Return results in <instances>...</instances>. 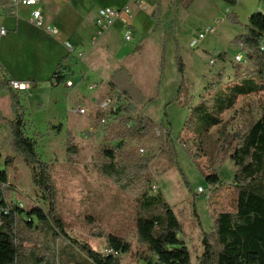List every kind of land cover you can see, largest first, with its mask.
I'll use <instances>...</instances> for the list:
<instances>
[{
	"label": "rangeland",
	"instance_id": "obj_1",
	"mask_svg": "<svg viewBox=\"0 0 264 264\" xmlns=\"http://www.w3.org/2000/svg\"><path fill=\"white\" fill-rule=\"evenodd\" d=\"M157 1L165 19L160 20L158 26L147 16V10L140 12L142 14L139 15L144 17L140 36L143 35L144 41L124 66L144 81V87L140 89L149 102L145 104L143 113L167 132L175 155L174 161L182 175L160 156L161 146L156 140L161 135L159 130L152 132L153 138L125 139L122 151L133 153L139 158L151 156L148 172L154 177V187L176 213L182 224L181 237L191 253V264H197L196 258L202 250L201 231L209 232L216 214L234 208V167L228 157L218 150L220 127L200 137L208 154L205 157L196 151L199 139L195 140L186 122L191 109L201 99L210 101L211 97L225 91L236 75H244L248 64L241 63L236 68L237 65L235 67L232 63L234 56L240 52L234 47L233 40L244 32L250 15L258 12L264 14V0H239L235 3L232 0H194L193 4L187 6L182 0ZM232 18H235V23ZM217 20H222L220 25L216 24ZM205 26L214 27V33L198 42L195 48H190L189 42ZM38 50L36 46L29 45L26 53L36 57ZM176 52L185 66L183 76L177 72ZM219 54L225 55L226 63L218 60ZM79 59H72L71 64L67 62L68 75L73 81L79 80L78 87L89 81L87 73L94 72L92 66L86 64L87 58L82 61ZM220 71H223L221 79L218 76ZM37 76L42 78L40 73ZM76 93L75 103L85 107L86 115L69 114L68 96L59 89L52 90L47 82L40 81L37 88L26 92L23 98L27 117L32 122H27L26 134L35 139L40 160L50 165L51 182L56 193L54 214L60 219L68 237L78 243H85L98 253H106L105 235L120 236L131 245L130 251L120 256V264H147L152 255L144 245L138 243L135 234L138 192L121 190L99 171L98 166L103 161L101 148L104 145L101 128L92 135L86 134L92 131L93 117L91 115L88 118L87 115L92 111L91 101L94 98L80 90ZM107 96L95 99L100 101ZM53 100L57 102L56 106L51 105ZM263 101L261 95L240 99L233 110L222 116L226 132L233 133L244 127L249 117L257 118L258 108ZM41 103L42 108L39 106ZM8 111L10 114V109ZM56 119H63L64 125L75 134L79 152L71 160L65 154L67 130L62 125L46 123ZM0 126V171H5L9 177V192L5 200L22 201L25 209L40 207L47 211V201L32 185L28 167L17 162L6 164V159L12 153L3 142L6 128ZM58 127H61L60 131ZM140 150H143V154ZM187 150L191 154L198 153L199 160L192 161ZM212 170H217L221 178L222 184L219 186L210 187L205 181L203 172ZM199 188L203 189L202 193L198 191ZM67 250L68 245L59 241L57 252L60 264H64L63 257ZM72 255L74 262L87 264L75 251Z\"/></svg>",
	"mask_w": 264,
	"mask_h": 264
},
{
	"label": "trees",
	"instance_id": "obj_2",
	"mask_svg": "<svg viewBox=\"0 0 264 264\" xmlns=\"http://www.w3.org/2000/svg\"><path fill=\"white\" fill-rule=\"evenodd\" d=\"M191 1L185 0L184 5H189ZM231 2L235 3L236 0ZM151 18L156 25H160L159 8L151 13ZM232 22H236L235 18H232ZM263 43L264 14L258 12L248 17L244 32L233 40L234 47L244 55L248 64L244 75H236L234 82L226 86L225 91L211 97L210 101L201 99L191 109L186 122L195 140L199 139L196 151L205 157L208 154L200 137L220 127L218 150L228 157L234 167V208L216 214L209 232L201 231L202 250L196 258L197 264H264V101L258 108L259 116L249 117L247 124L233 133L226 132L222 121L223 114L233 110L240 99L261 95L264 100V51L260 49ZM218 60L227 62L224 54H219ZM175 62L178 74L183 76L185 66L178 52L175 53ZM161 63L162 60L160 69ZM232 63L235 67L237 65L236 68L241 64L234 59ZM60 67L58 65L56 69L58 72ZM218 76L221 79L223 71ZM53 78L61 82L57 72ZM107 88L116 97L117 110L111 114L97 111L93 117L92 131L86 132L92 135L101 128L103 161L98 169L121 190L138 192L135 234L138 243L144 245L152 255L147 264H191V253L181 237V222L163 195L157 190L153 191L155 180L148 172L151 156L139 158L122 151L125 139L153 138L152 132L159 130L161 135L156 140L160 142V156L182 175L174 161L167 132L142 113L149 99L134 84L126 68L119 67L113 72ZM1 91L9 95L13 115L9 120L0 114V125L6 128L3 142L12 153L6 159V164L17 162L28 167L32 185L41 192L48 208L47 211L40 207L25 209L11 204L10 200L6 201L9 192L7 174L0 171V264H60L57 246L61 240L68 245L63 257L64 264H79L74 262L73 251L83 257L87 264H120V256L131 249L125 238L106 234V253H98L89 245L68 237L60 219L54 214L56 193L51 182L50 165L40 160L35 139L26 134L27 114L22 96L10 88L7 80H0ZM102 117L108 119L104 126L99 125ZM60 130L61 127H58ZM65 152L68 160L79 152L75 138L68 130ZM198 153L191 154L187 150L194 162L200 158ZM203 173L210 187L222 184L217 170ZM4 185L6 187H2Z\"/></svg>",
	"mask_w": 264,
	"mask_h": 264
},
{
	"label": "crops",
	"instance_id": "obj_3",
	"mask_svg": "<svg viewBox=\"0 0 264 264\" xmlns=\"http://www.w3.org/2000/svg\"><path fill=\"white\" fill-rule=\"evenodd\" d=\"M181 2L184 3L185 0ZM193 3L194 0L190 2V4ZM138 4H141L144 9L138 8ZM125 7L130 10L129 16L123 17V20H117L92 46L91 40L95 34V19L98 10L101 8L123 9ZM38 8L41 10L44 24L57 30L58 34L56 36L45 34L42 30L28 23L27 19L31 8L21 7L17 13L18 17L8 12H0V28L2 27L6 30V34L0 36V80L29 83L27 90L23 92L14 91L19 93L22 99L26 97V92L36 89L40 81L47 82L52 90L59 89L68 96L69 114L77 115L73 113L75 108L81 107L85 109L83 105L75 103L76 92L80 90V92H85L92 96L91 98H94L91 101L92 111L87 115L88 118L91 115L94 117L97 112L96 109L94 110L96 108L95 104L98 102L95 98L110 95L107 82L113 72L119 67H124L128 70L134 84L143 93L140 88L144 87V81L142 82L134 75L133 71L124 65L129 61L131 54L138 48V45H141L144 41L143 35L141 34L140 36V31L142 30L141 20L144 17L139 15L142 14L140 12L147 10V16L153 20L151 13L156 8H159L160 20L165 19L157 0H41ZM124 20L131 24L133 30V36L129 42L124 40ZM137 29H139V33ZM39 34L42 36L40 37ZM64 43H68L73 47L74 52L72 54L64 48ZM29 45L36 46L39 49L35 53L36 57L26 53ZM77 53H83L82 58L78 61L87 58L88 62L86 64L92 66V72L94 70L93 74L85 72L90 76L89 83L81 84L80 87H78L79 80L73 81L69 77L67 64L68 61L71 64L72 59H78ZM26 57L32 59V61H29ZM58 65L61 66L59 72L56 70ZM56 72L61 80L60 83L53 78ZM39 73L42 78L37 76ZM70 81L72 85L67 86L66 82ZM91 87L94 88L91 89ZM145 98L147 99V97ZM99 99L101 98L99 97ZM3 103H5V111L2 108ZM51 105L56 106L57 102L53 100ZM39 106L42 108L43 104L41 103ZM8 109H10L9 95L1 91L0 114L10 120L13 115L11 109L9 114ZM141 111L143 113V109ZM26 121L31 122L27 116ZM46 123L62 125L64 129L72 131L68 126L64 125L63 119L50 120ZM8 180L9 177L7 175V183L9 182Z\"/></svg>",
	"mask_w": 264,
	"mask_h": 264
},
{
	"label": "built area",
	"instance_id": "obj_4",
	"mask_svg": "<svg viewBox=\"0 0 264 264\" xmlns=\"http://www.w3.org/2000/svg\"><path fill=\"white\" fill-rule=\"evenodd\" d=\"M239 1V0H236ZM41 2V0H0V12H8L13 16H17L18 10L21 7L25 8H31V11L28 16V23L45 32L46 34L50 36H56L58 34L57 30L49 25H45L43 21V16L41 13V10L38 8V4ZM138 8L144 9V7L141 4L137 5ZM130 10L128 7H125L123 9H112V8H101L98 10L96 19H95V34L91 40V45H95L97 39H99L104 33H106L113 25L114 23L122 19L125 16H129ZM18 17V16H17ZM123 20V19H122ZM125 21V20H124ZM222 20H217L216 24L220 25ZM215 28L211 26H205L202 31H200L197 36L190 41L189 47L195 48L198 42L203 40L207 35L213 34ZM6 34V30L4 28H0V36H4ZM133 36V30L131 27V24L127 21H125V32H124V40L129 42L131 41ZM64 48L69 53H73L74 49L73 47L68 44L64 43ZM261 50L264 51V43L260 47ZM77 58H81L83 56V53H77ZM234 61L237 63H245V59L241 53H237L234 56ZM67 86H71L72 82H66ZM9 86L13 91L17 92H23L29 88V83L27 82H18L14 80H9ZM94 87H91L93 89ZM97 111H100L102 113L111 114L112 112H116L117 110V100L114 94H110L104 99L98 101L96 103ZM73 113H76L78 115H85L86 111L84 108L77 107L73 110ZM108 123V119L105 117L100 118L99 125L104 126ZM140 153L143 154V150H140ZM2 187H6L5 185ZM156 188L153 187V191H155ZM198 191L200 193L203 192L202 188H199ZM10 203L13 205H16L19 208H24L25 203L18 200H10Z\"/></svg>",
	"mask_w": 264,
	"mask_h": 264
}]
</instances>
